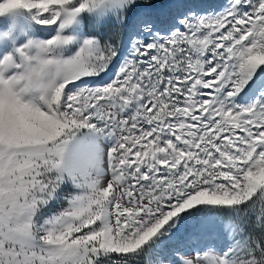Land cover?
<instances>
[{"label": "snow or ice", "instance_id": "snow-or-ice-1", "mask_svg": "<svg viewBox=\"0 0 264 264\" xmlns=\"http://www.w3.org/2000/svg\"><path fill=\"white\" fill-rule=\"evenodd\" d=\"M0 17V264H264V0Z\"/></svg>", "mask_w": 264, "mask_h": 264}, {"label": "bare ground", "instance_id": "bare-ground-1", "mask_svg": "<svg viewBox=\"0 0 264 264\" xmlns=\"http://www.w3.org/2000/svg\"><path fill=\"white\" fill-rule=\"evenodd\" d=\"M166 1L161 2V6ZM190 2L194 6H198L201 9H207L209 11L214 10V9H219L221 5L225 2V0H190Z\"/></svg>", "mask_w": 264, "mask_h": 264}, {"label": "rangeland", "instance_id": "rangeland-1", "mask_svg": "<svg viewBox=\"0 0 264 264\" xmlns=\"http://www.w3.org/2000/svg\"><path fill=\"white\" fill-rule=\"evenodd\" d=\"M6 24H7V19L4 18V17H0V30H2L6 26ZM104 31H105V33H107L108 29H105ZM41 35H42V38L43 37H47L48 33H42ZM126 41H127V37L125 36L124 37V42L126 43ZM109 75H111V72L109 73ZM103 78L105 80H107L108 76H105ZM61 207H63L62 203H57V204L53 205L48 211H46L44 213V216L42 217V220H43V218H46L47 216L51 215L53 212L58 211Z\"/></svg>", "mask_w": 264, "mask_h": 264}, {"label": "built area", "instance_id": "built-area-1", "mask_svg": "<svg viewBox=\"0 0 264 264\" xmlns=\"http://www.w3.org/2000/svg\"><path fill=\"white\" fill-rule=\"evenodd\" d=\"M162 1H166V0H161V2H162Z\"/></svg>", "mask_w": 264, "mask_h": 264}]
</instances>
